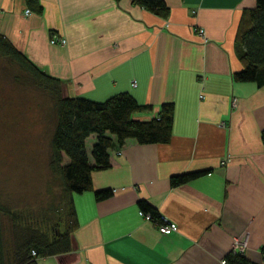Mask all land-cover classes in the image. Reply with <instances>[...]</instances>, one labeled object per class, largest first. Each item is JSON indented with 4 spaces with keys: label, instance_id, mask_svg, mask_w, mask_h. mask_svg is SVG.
Listing matches in <instances>:
<instances>
[{
    "label": "crops",
    "instance_id": "0c3cea01",
    "mask_svg": "<svg viewBox=\"0 0 264 264\" xmlns=\"http://www.w3.org/2000/svg\"><path fill=\"white\" fill-rule=\"evenodd\" d=\"M164 2L162 17L130 0H0V35L58 78L63 95L126 92L148 105L132 114L143 121L173 105L166 142L128 138L108 150L109 167L90 172L91 190L72 194L71 250L36 264H221L234 238L264 264V82L231 76L242 68L241 12L255 0ZM94 139H85L90 165ZM188 171L202 173L170 185ZM104 188L111 195L96 200L92 190ZM139 200L161 222L140 214Z\"/></svg>",
    "mask_w": 264,
    "mask_h": 264
},
{
    "label": "trees",
    "instance_id": "16d2710c",
    "mask_svg": "<svg viewBox=\"0 0 264 264\" xmlns=\"http://www.w3.org/2000/svg\"><path fill=\"white\" fill-rule=\"evenodd\" d=\"M130 1L158 16L164 17L169 12L164 0ZM235 43L240 48L242 68L232 73V79L264 82V0H255L254 7L242 10ZM0 62L5 64L2 69L5 76L16 84L33 88L48 101L50 128L46 169L49 175L46 191L50 193L55 183L58 201L51 195L39 210L29 211L26 207L10 205L0 196V264H36L35 257L38 255L71 250L70 234L77 225L72 194L91 190L90 172L109 167L108 150L113 146H122L128 138L137 143L166 142L170 135L173 105L162 103L157 116L143 121L134 119L132 114L147 109L148 105L137 103L126 92H119L102 101L65 96L58 78L37 68L1 35ZM90 134L95 135L89 151L92 165L88 162L85 149V139ZM260 139L264 144V128ZM64 158L66 161H63ZM201 173L188 171L172 175L169 183L178 185ZM92 192L96 200L111 195L109 188ZM137 205L153 221L161 222L157 211L146 201L139 200ZM3 218L8 221L5 227ZM262 254L264 256V250ZM224 263L261 264L233 250L224 255Z\"/></svg>",
    "mask_w": 264,
    "mask_h": 264
},
{
    "label": "rangeland",
    "instance_id": "374dc122",
    "mask_svg": "<svg viewBox=\"0 0 264 264\" xmlns=\"http://www.w3.org/2000/svg\"><path fill=\"white\" fill-rule=\"evenodd\" d=\"M4 65L0 62V196L14 207L37 211L51 195L58 201L55 183L50 193L46 191L48 101L5 76ZM2 220L7 226V219Z\"/></svg>",
    "mask_w": 264,
    "mask_h": 264
},
{
    "label": "built area",
    "instance_id": "2783aa9c",
    "mask_svg": "<svg viewBox=\"0 0 264 264\" xmlns=\"http://www.w3.org/2000/svg\"><path fill=\"white\" fill-rule=\"evenodd\" d=\"M25 14H28L29 11L28 9L24 10ZM200 34H202V29H199ZM49 43L51 44H58V45H63L64 44V39L61 37H55L54 35H51L49 37ZM140 214H142L146 219H151L148 213H143L142 211H140ZM152 220V219H151ZM158 230L160 232H163L167 229H175V226L173 224H159L158 226ZM245 247V239L244 238H234L232 241V249L233 251L236 252H243ZM31 255H35V253L33 251H31ZM221 264H224V259L220 261Z\"/></svg>",
    "mask_w": 264,
    "mask_h": 264
}]
</instances>
